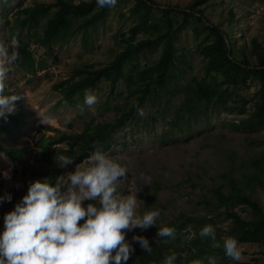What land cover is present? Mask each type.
I'll return each instance as SVG.
<instances>
[{
	"label": "rangeland",
	"instance_id": "1",
	"mask_svg": "<svg viewBox=\"0 0 264 264\" xmlns=\"http://www.w3.org/2000/svg\"><path fill=\"white\" fill-rule=\"evenodd\" d=\"M71 1L79 3L89 0ZM154 1L156 20L162 15L161 9L173 7L184 10L194 0ZM45 2L52 3L55 0H0V43L7 44L11 39L10 22L14 21L20 7ZM134 5L135 0H125L111 7L105 21L87 32L77 33L66 44L58 41L45 48L35 44L42 35L44 21L40 26L33 27L30 31L26 28L22 34L16 35L17 48L20 44L19 38L26 41L29 39L35 58L44 60L46 64L36 74H32L20 65L21 55H18L17 60L9 66L6 94L14 93L20 97L13 102V114L23 115L25 125L14 131L10 137L1 139L7 147L26 148L28 154L25 164L4 154L0 156V228L3 227L4 213L11 210L26 193L28 184L33 180L50 177L49 161L38 159L41 152L38 144L41 139H57L63 133L80 134L92 119L96 122H113L117 116L115 106H124L131 102L126 97L125 81L118 84L117 91L112 96L109 82L99 83L94 92L97 102L92 106L84 105L83 101L74 106L59 105L61 94L55 86L68 79L74 69L85 65L99 68L113 60L123 45L120 34L125 33L129 37V30L139 23V19L132 17L131 9ZM230 12L234 16L233 23L229 20ZM205 15L209 22L228 34L237 58L243 60L246 56L252 65L257 63L254 47L264 51V0H208ZM175 20L179 23L183 16L175 15ZM152 32L151 29L143 31L138 34L137 39L151 37ZM28 34L31 38H27ZM253 39L255 43L252 42ZM213 40L214 37L207 38L202 25L196 23L187 27L176 42L180 57L175 72L176 80L169 86L170 93L160 90L157 103L152 100L148 102L141 110L143 115L137 113L133 120L128 121L113 135L111 147L106 154L126 168L125 177L119 181L117 191L121 195H128L130 190L137 187L136 211L139 214L155 208L160 209V215L156 218L157 225L146 229L133 228L126 232L128 237L135 233L148 240L155 239L158 238V227L174 220L182 221V214L196 217L207 214L206 202H215L213 189L227 184L226 176L232 169V175L237 180H242L243 175L252 172L249 164L251 160L264 157V128L239 130L224 124L238 121L256 109V93L260 83L252 78L243 85L225 86L228 89L224 99L226 103L206 113L201 111L200 126H195L198 131L187 137L163 141L167 132H171L169 137L172 139L182 136L179 127L173 126L177 120L175 106L181 101L179 90L194 76L204 75L207 60L200 49L205 44H211ZM240 48L244 49V55ZM160 53L161 46L150 48L140 54L134 63L152 64L159 58ZM108 98L111 110L104 107ZM241 108H245L246 113L240 114ZM189 124L195 123L191 121L183 125L185 133ZM51 148V159L58 160L60 164L59 157L65 156L60 150L66 149V145H53ZM75 165L72 159L71 164L62 167L61 179L66 180ZM23 166L27 168L26 173L22 170ZM228 189L224 188V192ZM6 194L11 195V200L4 199ZM254 196L264 209V189L258 188ZM83 203L88 202L86 200ZM235 210L243 216H249V209L246 207L237 205ZM218 225L226 227V223ZM183 232L185 235L180 241L182 245L195 237L198 231L188 225ZM135 243L139 245L138 242ZM238 247L241 252L239 260H257L264 264V246L238 243ZM125 264H132L131 257Z\"/></svg>",
	"mask_w": 264,
	"mask_h": 264
},
{
	"label": "trees",
	"instance_id": "2",
	"mask_svg": "<svg viewBox=\"0 0 264 264\" xmlns=\"http://www.w3.org/2000/svg\"><path fill=\"white\" fill-rule=\"evenodd\" d=\"M125 0H116V5ZM154 0H135L131 9L132 17L139 19V23L129 31L130 36L120 34L122 47L115 54L113 60L108 64L95 68L93 65H85L82 68L74 69L71 76L59 82L55 89L60 92L59 105H77L83 101L85 90L95 92L99 83L109 82L111 87L110 96L117 90L120 82L125 81L127 86V99L131 102L124 106H115L117 110L116 119L113 122H96L92 119L80 134L63 133L59 138L41 139L38 146L41 149L38 159L44 162L49 161L51 171L50 181H55L57 176L61 178L63 168L59 166L58 160H52V146L66 145V149L60 151L66 157L73 159L78 164L99 146L105 153L110 149L113 135L120 131L124 125L133 120L137 109L142 110L152 100L157 103L160 90L170 93L169 86L176 80L179 55L177 54V40L182 32L190 25L198 23L202 25L207 38L214 37L211 44H205L200 49L201 54L207 60L204 75L194 76L185 86L179 90L180 103L175 106L177 120L174 127H179L182 136L170 138L171 132L164 134L163 141L176 140L187 137L190 133L198 131L195 126H200L199 118L201 111L208 112L212 108L225 104V95L228 89L225 86L243 85L248 79L258 80L260 88L256 93L257 107L248 116L238 121H229L224 124L233 129L257 130L264 128V51L254 47V55L257 63L252 65L248 58L243 60L237 58L233 51L231 39L219 26L207 20L205 9L208 0H194L184 10L166 7L162 15L155 20ZM204 5V6H202ZM109 7H97L95 0L81 1L75 3L71 0H55L52 3H37L34 6L20 7L16 17L10 22L11 38L22 34L24 29L31 30L38 27L44 21L42 35L36 41L41 48L50 47L58 41L66 44L77 33L87 32L95 28L99 23L105 21L108 16ZM175 15H182L183 20L177 23ZM234 16L230 12L229 20L233 23ZM16 21V22H15ZM151 29V37L138 40L137 36L143 31ZM31 38L30 34L27 38ZM20 44L17 48L21 55L20 65L32 74L38 69L45 67L44 60H37L31 48L30 40L19 38ZM255 43V39L252 40ZM161 46L159 58L153 62L140 64L134 63L140 54L146 50ZM244 55V49L240 48ZM220 78V79H219ZM167 103V101H165ZM105 109L111 110V102L104 104ZM200 107V109H199ZM240 114L246 113L245 108L239 109ZM198 119V120H197ZM194 122L184 132L187 123ZM206 125L208 123L205 122ZM25 125V118L20 114H8L7 119L0 118V153L14 161L25 164L28 151L24 147H7L2 142V137H10L14 131L20 130ZM173 132V131H172ZM252 168L251 174L243 175L242 180H237L232 173L226 176L227 184L220 185L213 189L214 201L206 202L207 214L200 217L182 214L180 220H174L167 224L175 228V235L171 238L158 237L148 240L151 251H144L139 245L126 236L125 239L133 244V252L130 254L132 264H161L163 258L170 252L177 254L175 264H191L197 258L213 255L217 258V264H260L257 260L233 261L224 256L222 247L213 248L212 241L208 237L198 235L199 229L206 223L215 228L216 240L222 245L223 238L234 237L239 244H257L264 246V209L254 193L258 188L264 189V157L254 158L249 163ZM23 172H27L23 166ZM228 187L225 193L224 188ZM96 203V201H87ZM237 205L249 209V216L235 210ZM223 209V210H222ZM245 212V209H242ZM212 214L213 216H208ZM198 223L200 226L198 227ZM226 223V227L218 224ZM191 225L196 229V236L188 243H180L185 235L184 230ZM182 235L178 236L177 235Z\"/></svg>",
	"mask_w": 264,
	"mask_h": 264
},
{
	"label": "clouds",
	"instance_id": "3",
	"mask_svg": "<svg viewBox=\"0 0 264 264\" xmlns=\"http://www.w3.org/2000/svg\"><path fill=\"white\" fill-rule=\"evenodd\" d=\"M96 6L113 7L116 0H95ZM16 37L7 44L0 43V118L15 110L14 101L20 97L6 94V79L10 65L17 60ZM97 102L93 91L85 90L83 103L92 106ZM139 115H143L137 109ZM3 153H0L2 156ZM60 167L72 159L60 156ZM126 168L107 155L99 146L76 164L67 179L59 176L31 181L26 193L13 208L3 215L0 228V264H125L133 252V244L125 239L133 228L146 229L157 225L160 209L137 213V187L128 195H121L117 185L125 177ZM5 175H7L5 173ZM5 200H11L6 194ZM96 201L86 203L84 201ZM79 221V223H78ZM172 226L157 228V237L171 238ZM208 237L212 247H222L224 256L238 261L241 256L234 237L217 242L211 224L203 225L198 232ZM144 251H151L143 235L131 237ZM177 254L170 252L161 264H175ZM191 264H217V258L208 255L191 261Z\"/></svg>",
	"mask_w": 264,
	"mask_h": 264
},
{
	"label": "bare ground",
	"instance_id": "4",
	"mask_svg": "<svg viewBox=\"0 0 264 264\" xmlns=\"http://www.w3.org/2000/svg\"><path fill=\"white\" fill-rule=\"evenodd\" d=\"M16 22V21H15Z\"/></svg>",
	"mask_w": 264,
	"mask_h": 264
}]
</instances>
